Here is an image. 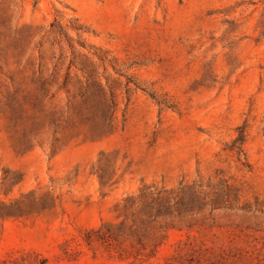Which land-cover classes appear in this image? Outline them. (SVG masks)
Segmentation results:
<instances>
[{"label": "rangeland", "instance_id": "obj_1", "mask_svg": "<svg viewBox=\"0 0 264 264\" xmlns=\"http://www.w3.org/2000/svg\"><path fill=\"white\" fill-rule=\"evenodd\" d=\"M0 264H264V0H0Z\"/></svg>", "mask_w": 264, "mask_h": 264}]
</instances>
